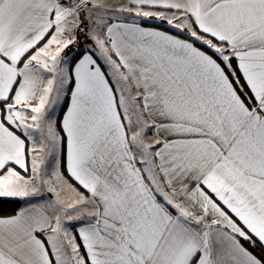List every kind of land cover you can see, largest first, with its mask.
<instances>
[{
	"label": "snow or ice",
	"instance_id": "snow-or-ice-1",
	"mask_svg": "<svg viewBox=\"0 0 264 264\" xmlns=\"http://www.w3.org/2000/svg\"><path fill=\"white\" fill-rule=\"evenodd\" d=\"M0 264H264V0H0Z\"/></svg>",
	"mask_w": 264,
	"mask_h": 264
}]
</instances>
